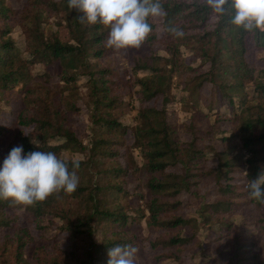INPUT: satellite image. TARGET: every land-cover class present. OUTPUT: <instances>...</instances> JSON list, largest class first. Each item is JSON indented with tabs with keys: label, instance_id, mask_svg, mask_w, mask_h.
I'll return each instance as SVG.
<instances>
[{
	"label": "trees",
	"instance_id": "obj_1",
	"mask_svg": "<svg viewBox=\"0 0 264 264\" xmlns=\"http://www.w3.org/2000/svg\"><path fill=\"white\" fill-rule=\"evenodd\" d=\"M8 1L0 0V115L15 100L21 110L12 124L0 123V167L18 145L25 154L53 152L70 171L72 156L83 158L72 194L32 206L0 199V264H107L117 245L138 249L135 264H183V255L205 251L202 230L217 264H264V203L248 188L264 171V70L254 59L264 32L234 26L230 3L217 16L207 0H161V30L150 19L141 47L115 50L105 43L109 30L81 21L69 0H26L21 10ZM17 27L24 46L12 36ZM38 65L43 74H33ZM129 71L142 104L135 124L124 119ZM82 88L92 111L87 143L74 132ZM174 102L183 121L172 118ZM208 188L214 197L203 201ZM192 198L202 200L195 214ZM21 213L39 240L21 226ZM146 231L158 234L148 245Z\"/></svg>",
	"mask_w": 264,
	"mask_h": 264
},
{
	"label": "clouds",
	"instance_id": "obj_2",
	"mask_svg": "<svg viewBox=\"0 0 264 264\" xmlns=\"http://www.w3.org/2000/svg\"><path fill=\"white\" fill-rule=\"evenodd\" d=\"M233 11L231 23L251 32H264V0H207L217 16L225 14V6ZM69 7L82 13L81 21L100 24L109 30L106 46L115 50L137 49L152 32L150 19L163 18L161 0H69ZM173 32L180 36L179 30ZM36 146L37 141L31 140ZM68 162L53 152L31 151L25 154L22 145L9 152L0 167V199L32 206L61 191L74 193L79 185L75 169L80 163ZM247 174V172H244ZM249 197L264 203V171L249 181ZM138 249L132 245L115 246L108 250L107 264H135Z\"/></svg>",
	"mask_w": 264,
	"mask_h": 264
},
{
	"label": "rangeland",
	"instance_id": "obj_3",
	"mask_svg": "<svg viewBox=\"0 0 264 264\" xmlns=\"http://www.w3.org/2000/svg\"><path fill=\"white\" fill-rule=\"evenodd\" d=\"M25 2H26V0H9L8 1V3L12 6V8H14L16 10L23 9ZM54 21H55V19H51L50 23H53ZM155 21L158 24V29L161 30L162 18L155 19ZM12 36L14 39H16V41L18 42V44L20 46H24L25 39H24L19 27L15 28ZM157 48L163 49L162 46H159ZM161 55L166 56L165 53H161ZM257 56L258 57L254 58L256 61V64H257L259 69L264 70V51L259 52L257 54ZM116 62H118L119 65H121L127 69H130L132 67V63L129 62V59L123 55H119ZM167 64L168 63L165 62L163 64V67H167ZM169 69H170V66H168V70ZM44 71H45L44 66L38 65V66H36V68H34L33 74H43ZM122 71H123V68H122ZM127 74L128 75L125 76V81H126L125 83H127V85L130 86V89L128 90L129 95H128L126 101H128L129 107L126 108L124 119H125V122L128 124H135L134 118L136 117L138 110L141 108L142 104H141L138 96L135 93V91H137V88H135L133 86L134 76L130 71ZM143 75L144 74H141L140 76L142 77ZM178 82H180V80L177 79V77L175 79H173V84L175 85L173 90H174L175 95H180V92H181V88H179V86H176ZM85 91H86V89L82 88L79 91V95L77 94L74 96L76 106L78 107V109H80V112L78 113V115L76 116L75 121H74V132L80 140L87 143V138H88V133H89V120H90V116H91L92 111H91V107H90L88 100L83 95ZM60 92H61V89H60ZM203 93L206 95H209L210 94V87H208V86L205 87L203 89ZM58 94H61V93H58ZM175 97H178V96H175ZM175 102L170 104V112H171L172 118H173V120L180 119L183 121L186 118V114L183 110V106L181 104H175ZM3 108H4V111L1 112L0 123L3 125H10V124H12L13 121H15V115L21 110V102L19 100H15L9 104V107L6 105V107H3ZM229 128H230V125L223 124L224 130H227ZM127 141L129 144L133 143V139L130 136H128ZM136 155H138V154L136 153ZM82 158L83 157L80 155H73L72 156V159H74V160H79ZM138 160L140 161L139 158H138ZM213 164H215V162H213ZM237 177H241V176H237ZM240 183H247V181H242ZM134 192L135 191H133L131 193H134ZM203 193H205V195L203 197V201H210L214 197V189L213 188H208V189L204 190ZM201 201L202 200H199L196 198L191 199V202L189 204V206L191 207L189 209L190 213L195 214L197 211H200ZM137 206L143 208L144 204H143V202H137ZM21 215L23 216V221L20 222L21 226L22 227H28L31 230L33 236L37 240H39V232L36 230L34 225H29L27 223V219H26V216L24 213H21ZM192 216H194V215H192ZM248 231H252V229H248ZM157 236H158V234L153 235V234H150L149 232L146 231L145 232V238H146L145 245H148L149 242ZM200 238L203 241V246L205 247V251H203L198 258H193L190 255H183L182 256V263L183 264H217L216 263L217 260L215 258V253L212 252L213 247H212L211 239L208 238L207 233L204 230H202L200 232ZM58 239L60 241H62L63 243H65L64 236H60ZM43 244L53 245L54 241H52L50 243L45 242ZM208 247H210V250H208ZM27 257H28V259H31L33 257V249L27 252ZM171 264H177V263L173 262Z\"/></svg>",
	"mask_w": 264,
	"mask_h": 264
}]
</instances>
